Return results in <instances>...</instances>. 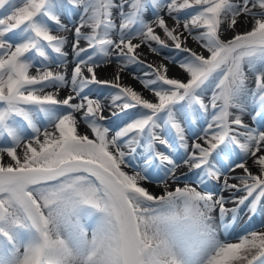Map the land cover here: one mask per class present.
<instances>
[{"label":"snow or ice","instance_id":"6c2138e0","mask_svg":"<svg viewBox=\"0 0 264 264\" xmlns=\"http://www.w3.org/2000/svg\"><path fill=\"white\" fill-rule=\"evenodd\" d=\"M242 211L264 0H0V264H264Z\"/></svg>","mask_w":264,"mask_h":264},{"label":"rangeland","instance_id":"374dc122","mask_svg":"<svg viewBox=\"0 0 264 264\" xmlns=\"http://www.w3.org/2000/svg\"><path fill=\"white\" fill-rule=\"evenodd\" d=\"M68 50L70 51V49H68ZM150 59H151V57H150ZM174 72L175 71L173 70L171 75H177V73L173 74ZM102 75H104V73H102ZM124 81L125 80H123V82ZM246 122L251 123V121L248 120L247 118H246ZM80 131L82 133L86 131V128L84 125H81ZM145 186L148 187L150 191H152L153 193H155L157 195H159L161 193V189L157 185L156 182L146 184ZM228 206L231 207V205H228ZM262 221H264V211H258L256 216L251 221H248L247 215L245 214V212L242 211L240 213V219L236 225V228L234 230H232L230 233L221 232L220 236L226 242L234 241V240H236L237 234H243V232L246 229L258 228ZM241 226H243V227H241Z\"/></svg>","mask_w":264,"mask_h":264},{"label":"bare ground","instance_id":"6f19581e","mask_svg":"<svg viewBox=\"0 0 264 264\" xmlns=\"http://www.w3.org/2000/svg\"><path fill=\"white\" fill-rule=\"evenodd\" d=\"M135 71L137 72V74H139V70L138 69H136ZM174 71L175 72L173 74L177 73L176 70H174ZM124 80H125L124 83H132L133 86L137 88V90H140V86L132 81L131 76H127L126 75ZM145 95L150 97V94H148V93H145ZM220 238H221V240H223L221 236H220ZM231 242H235V240L231 241Z\"/></svg>","mask_w":264,"mask_h":264}]
</instances>
